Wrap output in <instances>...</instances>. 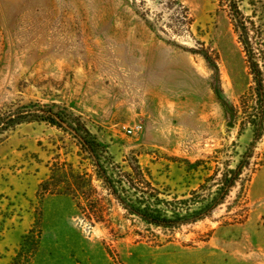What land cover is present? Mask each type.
I'll return each mask as SVG.
<instances>
[{
  "label": "rangeland",
  "instance_id": "374dc122",
  "mask_svg": "<svg viewBox=\"0 0 264 264\" xmlns=\"http://www.w3.org/2000/svg\"><path fill=\"white\" fill-rule=\"evenodd\" d=\"M219 1L0 0V120L24 116L0 135V264H264V109L241 104L252 78ZM142 192L187 221L116 197Z\"/></svg>",
  "mask_w": 264,
  "mask_h": 264
},
{
  "label": "trees",
  "instance_id": "16d2710c",
  "mask_svg": "<svg viewBox=\"0 0 264 264\" xmlns=\"http://www.w3.org/2000/svg\"><path fill=\"white\" fill-rule=\"evenodd\" d=\"M241 2L242 0L219 1L221 6L226 9L229 18L233 23L234 33L236 34L237 42L241 47L248 74L252 78L248 92L246 93V95L240 97L241 104L242 106L248 109H256L254 106H256L262 100V104L260 105L261 109H264V23L261 22V19L255 21L257 13L255 8L257 7V4H261L263 7L264 0H250L249 3L254 8L252 17H247L242 14L239 8ZM234 112L236 116L237 111L235 109ZM23 117V115L22 117L18 116L16 120H13L10 117L6 119H1L0 135L8 129L12 128L13 123L17 124L18 122L16 121L23 119ZM40 119L52 126H56L64 131L69 132L74 138L79 141V144L83 147V149H85L90 155H92L93 142L89 138V134L84 128H82V130L84 131L85 136L81 135L77 128L69 126L61 116L54 114L51 111H48L46 115ZM255 123L256 117L253 116V118L250 119V124L255 127ZM255 128H259V126H256ZM100 174L103 179H107L102 170H100ZM238 174L239 169L229 170L226 172V174H224L222 181L223 188L219 189L221 190L219 198L220 201L223 200L227 189L233 186L235 178L238 176ZM228 175H230L229 178H227ZM113 193H116L115 190H113ZM116 197L118 200H120V202L129 212L135 214L136 216L140 217L142 220L146 221L149 224L158 227H171L187 221L185 218H167L164 215V211L159 210L158 208H150V206L146 204L149 199H154V201H160L157 200L156 196L151 193L146 195L145 192H142V200L138 201V203L142 205H135L133 203L131 204V201L125 203L124 200L120 198L118 194H116ZM165 209L166 211L169 210L171 213L174 214L175 207L173 205L165 204Z\"/></svg>",
  "mask_w": 264,
  "mask_h": 264
},
{
  "label": "water",
  "instance_id": "95a60500",
  "mask_svg": "<svg viewBox=\"0 0 264 264\" xmlns=\"http://www.w3.org/2000/svg\"><path fill=\"white\" fill-rule=\"evenodd\" d=\"M214 94L217 97L218 101L221 103V105L223 106V108L225 109V112L228 116V121L225 123V126L227 128H234L235 123H234V119H235V112L233 107L231 106V104H229L219 93L217 85L214 84V88H213Z\"/></svg>",
  "mask_w": 264,
  "mask_h": 264
},
{
  "label": "built area",
  "instance_id": "2783aa9c",
  "mask_svg": "<svg viewBox=\"0 0 264 264\" xmlns=\"http://www.w3.org/2000/svg\"><path fill=\"white\" fill-rule=\"evenodd\" d=\"M142 129V126L140 124H135L133 126H122L121 130L122 132L127 136H133L136 133H138Z\"/></svg>",
  "mask_w": 264,
  "mask_h": 264
}]
</instances>
